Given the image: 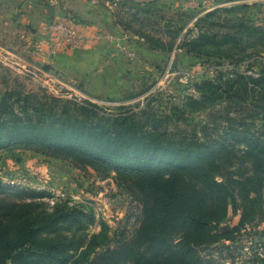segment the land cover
<instances>
[{
  "label": "trees",
  "instance_id": "1",
  "mask_svg": "<svg viewBox=\"0 0 264 264\" xmlns=\"http://www.w3.org/2000/svg\"><path fill=\"white\" fill-rule=\"evenodd\" d=\"M251 32L258 36L264 29ZM233 36L220 40L203 31L186 44L187 52L230 45ZM195 91L199 96L188 97L184 108L164 112L148 103L117 114L90 101L8 91L0 104V151H31L101 177L115 174L142 209L131 237L111 247L105 227L78 253L70 242L42 236L59 224L85 230L93 214L69 201L48 212L45 192L0 179V264H216V245L264 224V123L245 119L243 105L233 107L250 94L264 113V74L219 75ZM222 102L223 112L211 121L182 129L190 115ZM231 208L240 212L238 225L216 232Z\"/></svg>",
  "mask_w": 264,
  "mask_h": 264
},
{
  "label": "rangeland",
  "instance_id": "2",
  "mask_svg": "<svg viewBox=\"0 0 264 264\" xmlns=\"http://www.w3.org/2000/svg\"><path fill=\"white\" fill-rule=\"evenodd\" d=\"M55 6L66 12L53 14ZM33 11L39 14L36 24L32 23ZM213 11H217L214 16H206ZM64 20L77 27L82 21L78 29L85 43L89 38L118 40L113 58L118 60V71L108 73L106 79L98 78L95 73L75 72L80 70L77 67L67 72L49 67L39 61L46 57L31 55L26 49L27 36L38 34L49 22ZM90 23L99 25V30L91 32ZM256 27L264 29V0H60L54 5L50 0H0V104L8 91L54 95L44 80L33 74L41 68L60 75L55 90L66 87L61 89L65 91L61 98L90 101L106 113H120L121 107L138 110L148 103L164 112L172 106L184 108L188 97L199 96L195 91L198 83L216 80L219 75L234 80L236 75L264 74V32L254 36L251 31ZM203 31H214L220 40L225 34L234 35L232 44L208 47L202 54L187 52L186 44ZM252 99L249 94L233 107L243 105V117L263 125L264 113L256 110ZM226 104L193 113L182 129L208 123ZM231 115L239 116L236 112ZM0 179L45 192L48 212L69 201L86 215L93 214L94 221L87 223L85 230L59 224L42 236L70 242L79 248L78 253L105 227L112 247L131 237L139 226L142 205L115 174L101 177L93 169L77 168L69 161L14 150L0 151ZM240 217V212L231 208L229 217L216 225V232L231 231ZM263 230L260 223L235 234L231 241L220 242L211 252L215 263L264 264Z\"/></svg>",
  "mask_w": 264,
  "mask_h": 264
},
{
  "label": "crops",
  "instance_id": "3",
  "mask_svg": "<svg viewBox=\"0 0 264 264\" xmlns=\"http://www.w3.org/2000/svg\"><path fill=\"white\" fill-rule=\"evenodd\" d=\"M64 1V0H61ZM52 4L60 2V0H50ZM53 14L63 15L66 9L61 6H55ZM34 13V11L32 12ZM39 15L37 12L34 13L32 18V23H35L36 16ZM42 21V19H41ZM79 28L83 26L81 20H79ZM86 24V23H84ZM92 23L88 24L91 25ZM91 32L99 30L100 26L91 25ZM82 30V29H81ZM31 31L27 34H30ZM29 36V35H28ZM27 36V39H28ZM95 38V37H93ZM27 41V40H26ZM118 41V40H117ZM113 41H104L103 39H90L81 48L69 50L65 53H58L51 57L40 58L39 61L43 64H48L49 67H54L59 70L68 71L69 69L78 68L80 70H75L77 73H95L98 78H108V73H114L115 70L118 71V65L113 60L115 53V44ZM98 70L96 71L95 69ZM117 75L119 76L118 72Z\"/></svg>",
  "mask_w": 264,
  "mask_h": 264
},
{
  "label": "built area",
  "instance_id": "4",
  "mask_svg": "<svg viewBox=\"0 0 264 264\" xmlns=\"http://www.w3.org/2000/svg\"><path fill=\"white\" fill-rule=\"evenodd\" d=\"M84 43V37L77 25L70 20H64L46 24L38 34L27 39L26 49L30 51L31 55L37 57H51L58 53L79 49ZM33 74L40 76L54 95L58 97L65 95V91L61 90L66 88L64 85H61L60 90H55V83L61 81L60 75H57L56 72L39 68Z\"/></svg>",
  "mask_w": 264,
  "mask_h": 264
},
{
  "label": "water",
  "instance_id": "5",
  "mask_svg": "<svg viewBox=\"0 0 264 264\" xmlns=\"http://www.w3.org/2000/svg\"><path fill=\"white\" fill-rule=\"evenodd\" d=\"M131 1L142 2V3H150V2H154L156 0H131Z\"/></svg>",
  "mask_w": 264,
  "mask_h": 264
}]
</instances>
